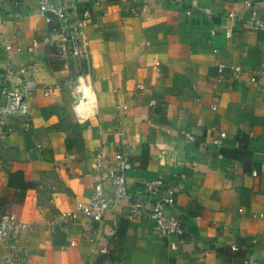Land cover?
<instances>
[{"label": "crops", "instance_id": "obj_1", "mask_svg": "<svg viewBox=\"0 0 264 264\" xmlns=\"http://www.w3.org/2000/svg\"><path fill=\"white\" fill-rule=\"evenodd\" d=\"M182 1L189 0L151 1L135 16L131 7L142 0H54L65 29L79 12L91 15L84 71L94 107L85 120L71 84L82 67L56 54L60 27L46 24L30 0L0 26V72L25 68L32 83L28 115L0 123V217L12 212L32 229L0 241V264H264V68L252 84L215 82L219 62L264 66V31L229 29L224 13H242L245 0H195L194 18ZM251 1L264 14V0ZM213 27L218 35L210 38ZM209 126L227 135L221 158ZM185 129L195 144L184 142ZM118 150L132 165L130 188L155 178L175 188L167 213L190 233L171 240L175 250L151 232L144 213L128 220L125 201L110 200L101 226L81 216L48 226L88 200L97 153ZM91 235L106 255H89Z\"/></svg>", "mask_w": 264, "mask_h": 264}, {"label": "built area", "instance_id": "obj_2", "mask_svg": "<svg viewBox=\"0 0 264 264\" xmlns=\"http://www.w3.org/2000/svg\"><path fill=\"white\" fill-rule=\"evenodd\" d=\"M30 1L35 6L36 14L46 24L60 27L61 40L56 45L57 56L60 58L71 56L82 67V70L71 84L75 93L74 110L80 120H85L94 107L93 98L88 89L87 74L84 71L85 61L88 60L85 28L90 22L91 15L87 10L79 12L75 22L65 29L63 28V22L66 21V13L63 7L57 5L54 0ZM151 1L161 0H142L138 7H131V13L135 16L141 15ZM21 6V0H0V26L6 21L9 14H13V11L14 15L19 17ZM180 6L187 18L195 17V11L198 10V3L195 0L182 1ZM224 18L232 32L244 29H251L256 32L264 31V14L259 12L258 6L251 0L243 2L242 13L239 14L233 9H228L224 13ZM217 35L216 27L209 30L210 38H215ZM226 36H229V34H226ZM3 49L9 51L11 46L4 44ZM27 51L32 53L33 49L30 47ZM213 52L217 53V49L213 48ZM263 68V64L259 63L257 67L247 71L239 64L219 62L216 66L218 75L215 82L218 84L223 81H228L231 84L244 82L252 84L262 74ZM225 74L227 77L224 76ZM31 86L32 83L26 79L25 68L13 69L10 65L3 72H0V95L4 99V103L0 104V123L6 116L21 115L26 117L28 115L26 98L29 95ZM137 89L142 91L143 87L138 85ZM149 105L154 106L155 102L150 101ZM210 110L215 112L217 107L211 105ZM195 126L202 127L203 125L196 123ZM207 129L215 133L211 145L218 151V157L221 158L219 151L227 135L215 126H209ZM181 136L187 144H195L197 141L196 135L188 129L183 130ZM94 170L96 178L88 200L76 202L71 209L60 212L56 218L48 222L51 229H54L59 221L75 220L80 216L101 226L109 209L110 200H113V202H126L128 220H133L144 213L151 220V232L159 238L170 241L169 247L172 250L176 249V242L171 241L172 239H181L190 234L186 223L167 213V209L175 203V188L173 186L168 185L162 178L146 181L142 187L134 190L128 186L127 178L132 171V165L123 151L118 150L112 154L99 151L95 157ZM257 175L256 171L252 172L253 177H257ZM181 178H184V176L181 175ZM239 212H242V210H239ZM252 217H256V215H252ZM258 217H262V215L259 214ZM31 229V224L20 221L12 212L7 211L0 217V241H9L17 231ZM87 237L89 255L107 254L105 247L96 245L97 237L95 235ZM70 245L74 246V243L71 242ZM230 249L233 252L238 251L236 245H231ZM253 263L254 260L251 258L243 261V264Z\"/></svg>", "mask_w": 264, "mask_h": 264}]
</instances>
